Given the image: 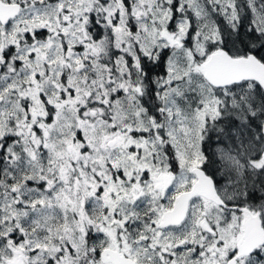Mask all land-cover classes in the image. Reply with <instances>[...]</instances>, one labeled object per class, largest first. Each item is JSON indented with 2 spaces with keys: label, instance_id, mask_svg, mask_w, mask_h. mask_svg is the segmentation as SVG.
<instances>
[{
  "label": "snow or ice",
  "instance_id": "snow-or-ice-1",
  "mask_svg": "<svg viewBox=\"0 0 264 264\" xmlns=\"http://www.w3.org/2000/svg\"><path fill=\"white\" fill-rule=\"evenodd\" d=\"M0 264H264V0H0Z\"/></svg>",
  "mask_w": 264,
  "mask_h": 264
}]
</instances>
